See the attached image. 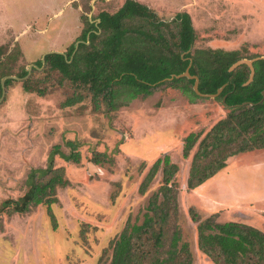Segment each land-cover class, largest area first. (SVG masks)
I'll return each instance as SVG.
<instances>
[{"label": "rangeland", "instance_id": "rangeland-1", "mask_svg": "<svg viewBox=\"0 0 264 264\" xmlns=\"http://www.w3.org/2000/svg\"><path fill=\"white\" fill-rule=\"evenodd\" d=\"M132 1L163 21L188 13L196 35L191 54L197 49H223L241 51L240 59L264 57V0ZM127 2L0 0V79L7 71L17 77L10 78L0 102V264H112V241L127 225L143 223L156 193L163 199L162 169L146 192L140 185L165 154L178 167L177 197L162 223L157 255L169 256L178 233L177 247L189 245L191 264H215L198 247L192 207L201 220L214 215L217 222H241L264 231V149L231 156L210 180L194 189L187 185L198 144L184 156V138L192 132L203 137L226 116L220 94L195 97L191 91L195 81L189 83V92L164 83L113 110L102 95L95 104L85 85L76 86L59 71L37 65L44 54L65 52L77 42L100 12L115 13ZM35 64L38 68L30 70ZM25 69L34 86L45 89L43 95L24 90L18 76ZM220 85L214 80L204 87L214 92ZM79 95L81 101L65 104ZM127 96L120 102L128 101ZM56 146L59 152H53ZM50 160L55 168L64 169L62 183L25 211L10 210L15 205L11 203L4 208L5 200L26 195L31 169L46 168ZM48 199L54 200L50 207L45 204ZM141 241L136 234L135 246Z\"/></svg>", "mask_w": 264, "mask_h": 264}, {"label": "trees", "instance_id": "trees-1", "mask_svg": "<svg viewBox=\"0 0 264 264\" xmlns=\"http://www.w3.org/2000/svg\"><path fill=\"white\" fill-rule=\"evenodd\" d=\"M174 24L178 29H170ZM195 36L188 13L178 14L166 22L159 20L147 6L129 0L117 12L102 11L94 21L90 20L76 40L79 42L77 48V42H74L63 53L48 52L44 61L41 59L37 65L59 71L76 86L85 85L92 92L95 104L102 95L110 108L115 110L127 105L130 99L150 94L153 88L164 83L189 92V83L194 79L169 77L182 73L188 66V57H191V73L199 78V90L215 93L217 91L209 92L204 85L214 80L221 81L220 86L224 88L217 98L223 100L225 97L221 102L228 110L226 116L203 137L201 132H192L184 138V156H189L198 144L187 180L188 188L194 189L223 169L229 157L264 149V58L254 62V79L244 85L249 79L248 65H240L229 72V67L241 58V51L197 49L191 55L187 51L193 45ZM22 72L24 74L17 76L22 79L24 90L43 95L45 89L36 88L30 76L26 77L29 69ZM8 73L10 71L3 73V77ZM11 81L13 79L7 78L5 85L8 86ZM125 88L134 91L121 92ZM191 91L199 97L194 89ZM127 95L128 101L120 102L122 97L125 101ZM233 99L237 102H232ZM81 100L82 96H73L65 104L72 105ZM53 152H59V147L56 146ZM160 169L163 171V184L159 189L163 199L160 201L156 193L150 200L143 223L127 225L112 241V264H191L189 245L183 243L181 248L177 247L180 241L178 233L172 238L168 257L154 252L162 245V223L167 220L170 208L176 205L177 197L174 176L178 167L171 163L167 154L152 164L141 182L140 191L144 193L149 189ZM63 171V168L53 166V160L46 168L31 169L26 195L18 200H5L3 207L15 204L9 209L21 212L31 202H41L50 189L62 183ZM41 178L45 181H40ZM53 201L48 199L45 204L50 207ZM150 211L154 214L151 215ZM190 214L197 223L198 247L215 264H264V231L241 222H217L214 215L201 220L194 207L190 209ZM156 223L160 224L158 228ZM138 233L142 241L136 247L133 238ZM147 233L152 234L151 238L147 237ZM184 252L186 256L182 255Z\"/></svg>", "mask_w": 264, "mask_h": 264}, {"label": "water", "instance_id": "water-1", "mask_svg": "<svg viewBox=\"0 0 264 264\" xmlns=\"http://www.w3.org/2000/svg\"><path fill=\"white\" fill-rule=\"evenodd\" d=\"M79 42H77L76 44V47L78 46ZM44 57H45V54L43 55L42 59L44 60ZM264 57H258V58H254V59H251V60H248V59H240L238 61H236L234 64L231 65V67L229 68V71H234L237 67H239L240 65H243V64H246L249 66L250 68V76H249V79L244 83V85H248L250 84L253 79H254V75H255V67H254V62L257 61L258 59H262ZM32 68V66H31ZM188 74V73H187ZM188 76L190 78H194L195 80V83H194V90L195 92L198 94V95H201V96H206V97H217L223 90L224 86L221 87L216 93L214 94H210V93H202L200 90H199V78L195 75H189ZM6 78H17L15 76H7L5 77L3 80H2V96L0 98V102L4 99L5 95H6V85H5V79ZM263 96H264V90L262 92ZM225 100V97L224 99Z\"/></svg>", "mask_w": 264, "mask_h": 264}, {"label": "flooded vegetation", "instance_id": "flooded-vegetation-1", "mask_svg": "<svg viewBox=\"0 0 264 264\" xmlns=\"http://www.w3.org/2000/svg\"><path fill=\"white\" fill-rule=\"evenodd\" d=\"M174 19V18H173ZM172 19V20H173ZM171 21V20H170ZM166 22H168V21H166ZM78 47V46H77ZM76 47V48H77ZM191 49H192V45H191V47L189 48V50L187 51L188 53H190L191 54ZM63 53V52H62ZM186 53V52H185ZM192 55V54H191ZM188 61H189V63H188V66L186 67V69L182 72V73H180V74H171V76L169 77V79H173V78H175V77H178V78H180V77H187V78H189L190 79V77L188 76V74L189 75H192V73H191V69H192V58L191 57H188ZM43 60V59H42ZM240 60V59H239ZM238 61V60H237ZM249 67V66H248ZM34 68H38V66L35 64V65H33V67L32 68H30V70H32V69H34ZM238 68V67H237ZM30 70H29V73H30ZM188 73V74H187ZM190 80H192V79H190ZM223 91V90H222ZM221 94V93H220ZM1 96H2V94H1Z\"/></svg>", "mask_w": 264, "mask_h": 264}]
</instances>
